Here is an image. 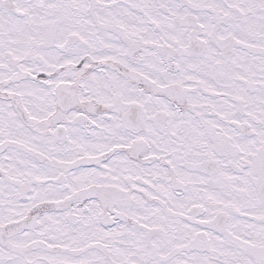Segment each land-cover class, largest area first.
Returning <instances> with one entry per match:
<instances>
[{
    "label": "snow or ice",
    "instance_id": "obj_1",
    "mask_svg": "<svg viewBox=\"0 0 264 264\" xmlns=\"http://www.w3.org/2000/svg\"><path fill=\"white\" fill-rule=\"evenodd\" d=\"M0 264H264V0H0Z\"/></svg>",
    "mask_w": 264,
    "mask_h": 264
}]
</instances>
